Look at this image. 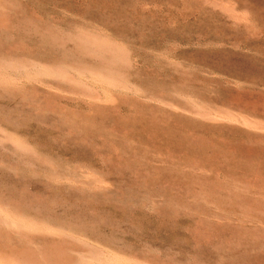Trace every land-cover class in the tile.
<instances>
[{
  "label": "rangeland",
  "instance_id": "rangeland-1",
  "mask_svg": "<svg viewBox=\"0 0 264 264\" xmlns=\"http://www.w3.org/2000/svg\"><path fill=\"white\" fill-rule=\"evenodd\" d=\"M1 62L93 76L0 72V259L264 264V0H0Z\"/></svg>",
  "mask_w": 264,
  "mask_h": 264
},
{
  "label": "bare ground",
  "instance_id": "bare-ground-1",
  "mask_svg": "<svg viewBox=\"0 0 264 264\" xmlns=\"http://www.w3.org/2000/svg\"><path fill=\"white\" fill-rule=\"evenodd\" d=\"M231 5V4H230ZM30 28V27H29ZM32 30V29H31ZM86 35H88V34H86ZM84 41V40H83ZM101 41V40H100ZM87 43V42H86ZM86 45V44H85ZM119 50V49H118ZM3 56V55H2ZM7 58V57H6ZM9 59H10V57H8ZM7 58V59H8ZM13 59V58H12ZM13 62V61H12ZM25 62V61H24ZM36 62V61H35ZM10 63H11V61H10ZM10 63H3V62H1L0 63V72H4V71H8V70H16V71H22L23 73L24 72H27V73H40V74H45V76H46V74H51V75H56V76H61L60 78L61 79H63L64 77V79H66V78H68V79H70L71 81H85V79H86V77L84 78V75L86 76V73L84 74V73H78V72H74V71H72V70H70V69H65V67H63V68H55V67H52V68H50V67H44V65H43V67H41V66H38V65H36V64H34V63H30L29 62V64H23V63H21V64H18V62H17V64H10ZM27 63H28V61H27ZM109 66V65H108ZM69 68V67H68ZM88 71H89V68L87 69ZM82 71V70H81ZM85 71V70H84ZM106 71H108V70H106ZM12 72V71H11ZM83 72V71H82ZM86 72V71H85ZM94 72V71H93ZM114 72V71H113ZM7 73H10V72H7ZM19 73V72H18ZM18 73H16V74H18ZM98 73V72H97ZM112 73V72H111ZM110 73V74H111ZM25 74V73H24ZM88 74V73H87ZM92 74V73H91ZM13 74H11V76H12ZM29 75V74H28ZM36 76H37V74H35ZM89 75V77H91L92 78V76H93V74L92 75H90V73L88 74ZM101 75V74H100ZM104 75V74H103ZM102 75V76H103ZM11 76H10V78H11ZM33 77V76H32ZM63 77V78H62ZM89 77H87V81H88V78ZM106 77V76H105ZM118 77V76H117ZM0 78H1V76H0ZM5 78H6V76H5ZM9 78V77H8ZM8 78H6V80L8 79ZM28 78V77H27ZM31 78V77H30ZM91 78H90V80H91ZM104 78V77H103ZM105 79V78H104ZM104 79H102L103 81H105ZM112 79V78H111ZM101 82V80H98V82ZM114 80H110L109 82H113ZM122 81V80H121ZM125 81V80H124ZM73 82V84H76V83H74ZM82 82H79V83H82ZM88 84L90 83V82H87ZM83 85H86V86H88L86 83L84 84V83H82ZM91 84V83H90ZM105 84H107L106 82H105ZM82 85V86H83ZM93 85V84H92ZM113 85V84H112ZM118 85H120V83H118ZM127 85V84H126ZM80 86V85H79ZM85 86V87H86ZM115 86V85H114ZM122 86V85H121ZM89 87V86H88ZM92 87V86H91ZM84 88V87H83ZM125 88V87H124ZM128 88H129V86H128ZM90 90H88V92H89ZM137 91V90H136ZM93 92L94 91H91V93H92V95H93ZM100 92V91H99ZM89 94H90V92H89ZM91 95V94H90ZM91 95V96H92ZM100 95V94H99ZM98 95V96H99ZM100 97V96H99ZM195 101V100H194ZM193 101H191L190 103L191 104H193L192 103ZM194 104H195V102H194ZM196 105V104H195ZM194 106V105H193ZM197 106V105H196ZM176 107V106H175ZM197 108V107H196ZM200 108V107H199ZM198 108V109H199ZM206 109V108H205ZM207 110V113H208V115H212L211 113H209V111H208V109H206ZM205 110V111H206ZM204 110H203V112H205ZM211 111V110H210ZM215 111V110H214ZM202 112V111H201ZM217 112V111H216ZM225 113H227V112H225ZM201 114V113H200ZM204 114V113H203ZM228 114V113H227ZM226 114V115H227ZM233 114V113H232ZM206 115V114H205ZM207 115V116H208ZM220 116H221V114H220ZM230 116V115H229ZM232 117H233V115H232ZM241 120H242V118H241ZM264 124V123H263ZM248 126V125H247ZM1 207V206H0ZM10 208V207H9ZM3 209H1V211H2ZM7 211H9V210H7ZM12 216H14V215H12ZM16 216V215H15ZM19 217V216H18ZM22 219H23V217H21ZM22 219H16V218H14V217H11L10 215L8 216V215H4V214H0V222L1 223H3V224H6V225H10L12 228H15V229H17V230H26L27 229V231L28 230H32L33 229V226L31 227L30 225H28V223H25V222H23V221H21ZM30 220V219H29ZM28 220V221H29ZM32 220V219H31ZM33 224V222H30V224ZM38 223V222H37ZM2 224V225H3ZM41 225V224H40ZM43 226V225H42ZM44 227V226H43ZM12 228H10V229H12ZM42 228V227H41ZM47 228H49V227H47ZM5 229V228H4ZM53 229V228H52ZM41 230V229H40ZM45 230V229H44ZM1 231V230H0ZM6 231H8V229L6 230ZM10 231V230H9ZM8 231V232H9ZM20 232V231H19ZM32 231H30V233H31ZM34 232V231H33ZM39 232V231H38ZM9 233H12V232H9ZM8 233V235L9 236H12L11 234H9ZM23 233H24V231H23ZM35 233V232H34ZM47 233V232H46ZM56 233V232H55ZM21 234V233H20ZM25 234V233H24ZM29 234V233H28ZM49 234V233H48ZM16 235V234H15ZM40 235V234H39ZM57 235V234H56ZM0 236H1V234H0ZM18 236V235H17ZM22 236V234L20 235V237ZM42 236V235H41ZM45 236H50V234L49 235H45ZM40 237V236H39ZM51 237V236H50ZM58 237H60V236H58ZM25 238V237H24ZM27 239V238H26ZM30 239V238H29ZM42 239H44V238H42ZM53 239V238H52ZM11 240H13V239H11ZM24 240V239H23ZM55 240H57L56 238H55ZM79 241V240H78ZM12 242V241H11ZM64 244V243H63ZM75 244V243H74ZM59 245V244H58ZM77 245V244H76ZM64 246H67V245H64ZM79 246V245H78ZM82 246V245H81ZM4 247H6V246H4ZM14 247V246H13ZM93 247V246H92ZM91 247V248H92ZM8 248V247H7ZM15 248V247H14ZM83 248H85V246L83 247ZM88 248V247H87ZM94 248V247H93ZM97 248V247H96ZM1 249V248H0ZM3 249V248H2ZM43 250H44V248H42ZM47 249V248H46ZM45 249V250H46ZM97 249H99V247L97 248ZM102 249V248H101ZM11 250H13V249H11ZM16 250V249H15ZM48 250V249H47ZM6 251V250H5ZM14 251V250H13ZM13 251H10L11 253L13 252ZM21 251V250H20ZM26 251V250H25ZM30 251H31V249H30ZM96 251V250H95ZM1 252H3L2 250H1ZM27 252V251H26ZM35 252H36V250H35ZM43 252V251H42ZM47 252V251H46ZM54 252H55V250H54ZM98 252V254H97V256L95 255V254H93L94 256H96V261H98L97 263H99V264H101L100 262H103V263H106V264H118L119 262H115V260L116 259H114V260H112L111 259V257H110V259L107 257V256H105V255H103V254H106L108 251H106V253H104V252H102L103 254H99V253H101V252H99V251H97ZM17 253V252H16ZM34 253V252H33ZM52 253V252H51ZM73 252L71 251V253L70 254H72ZM109 253V252H108ZM107 253V254H108ZM111 253V252H110ZM23 254V253H22ZM28 254V253H27ZM55 254V253H54ZM78 254V258H80L81 259V261L83 260V261H86V263L88 262V256L85 254V253H83V252H80V253H77ZM106 254V255H107ZM114 254V253H113ZM13 255V254H12ZM33 255H36V254H33ZM89 255V254H88ZM91 255V254H90ZM112 255V254H111ZM118 255V254H117ZM10 256V255H9ZM16 256H17V254H16ZM53 256V255H52ZM55 256V255H54ZM75 256V255H74ZM120 255H118V257H119ZM28 257V256H27ZM37 257H38V255H37ZM41 257H43V256H41ZM46 257V256H45ZM45 257H43L44 259H45ZM71 257V256H70ZM91 257V256H90ZM113 257H115V258H117L116 257V255L115 256H113ZM31 258H32V256H31ZM120 258H122L123 259V257L122 256H120ZM23 259V258H22ZM29 260H30V258H28ZM32 259H34V257L32 258ZM44 259H41L42 261L44 260ZM93 259V258H92ZM95 259H93L92 260V262L95 260ZM119 259V258H118ZM122 259H120L121 260V262L122 261H126V260H129V259H126V258H124V260H122ZM126 259V260H125ZM11 260V259H10ZM14 260V259H13ZM38 260H39V258L37 259V262H38ZM119 260V261H120ZM42 261H40L39 260V262H42ZM45 261V260H44ZM43 261V262H44ZM51 261V260H50ZM82 261V262H83ZM90 261V260H89ZM116 261H118V260H116ZM134 261H135V259H134ZM132 262V260H129V263H134L135 264V262ZM26 262H28V260L26 261ZM91 262V261H90ZM128 262V261H127ZM127 262H125V263H127ZM24 263V262H23ZM29 263V262H28ZM32 263H34V262H32ZM50 263V262H49ZM53 263H54V261H53ZM59 263V262H58ZM81 263V262H80ZM94 263V262H93ZM102 263V264H103ZM123 263V262H122ZM128 263V264H129ZM0 264H14V262L12 263V262H10V261H6V260H2V259H0ZM27 264V263H26ZM35 264V263H34ZM42 264V263H41ZM44 264V263H43ZM83 264H85V262L83 263ZM88 264H89V262H88ZM120 264V263H119ZM124 264V263H123Z\"/></svg>",
  "mask_w": 264,
  "mask_h": 264
}]
</instances>
